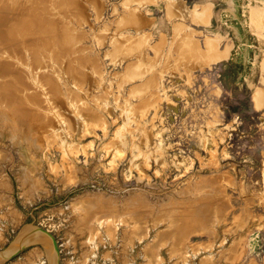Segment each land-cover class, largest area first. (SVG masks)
Masks as SVG:
<instances>
[{"label":"rangeland","instance_id":"rangeland-1","mask_svg":"<svg viewBox=\"0 0 264 264\" xmlns=\"http://www.w3.org/2000/svg\"><path fill=\"white\" fill-rule=\"evenodd\" d=\"M22 6L47 30L0 21V62L21 51L33 61L32 41L70 44L39 56L33 77L57 85L44 102L5 99L0 87V249L33 224L55 237L58 264H264V0H0V20ZM93 196L120 215L143 197L146 233L131 237L136 221L124 217L89 240L77 208ZM171 203L181 220L196 211L198 227L185 257L159 242L149 262ZM211 204L221 214L203 229ZM45 252L30 240L0 264H49Z\"/></svg>","mask_w":264,"mask_h":264},{"label":"bare ground","instance_id":"bare-ground-1","mask_svg":"<svg viewBox=\"0 0 264 264\" xmlns=\"http://www.w3.org/2000/svg\"><path fill=\"white\" fill-rule=\"evenodd\" d=\"M28 11H29L28 9H26L25 7L22 6V7L17 8L16 10H14L12 12H6V14L3 15V18L0 21H1L2 25L4 26V28H6V27L11 28L12 27L14 29V31H16L17 34H19V33L24 34L25 31L27 32L29 30H32V32H35V30L46 31L47 28L45 30L43 25H41L39 23V21L41 19L40 15L35 14V17H34L31 14H29ZM32 17H33V20H31ZM4 28H3V31H0V35H3V34L6 35V33L4 32ZM34 36H35V34H34ZM68 38L69 37H66V35H63L62 37L58 38L56 44L52 43L53 41L50 39H48L46 41L45 40L32 41L28 46V47H30L31 55L34 58V60L31 62L27 61V58H25L23 51H21V53L16 52L15 54H12L11 58L9 57V59L6 62H3V63L0 62V87L5 92V99L12 98V97L14 98L16 96V97H19V98H22V99L28 101V104L30 102H41V101L44 102L45 101V100H43L44 93L49 94L50 92H54V90H56V88H57V85H56V81H54V77L52 75L46 76L44 78H42V76H41L40 78H38V81L36 80L37 77H35V78L33 77L39 71H42V70H39V68H41V66H42V64H41V66L39 64V62H40L39 56H40L42 51L50 50L51 51L50 54L48 53L47 55H49L50 58H55L57 52L62 50L65 45L70 44V39H68ZM2 41H4V40H2ZM2 41H0V42H2ZM118 41H116V42L118 43ZM117 43H116V45H118ZM191 43H192V41L190 40L189 44L191 45ZM6 45H8V44H6ZM144 45H146V42ZM123 46H125V45H122V48H123ZM191 46H193V45H191ZM133 47H134V45H133ZM181 48H183V47H181ZM19 49H18V51H19ZM21 49H22V47H21ZM24 49H25V47H24ZM24 49H22V50H24ZM116 49L117 48H115L114 51H116ZM188 49L186 51L187 53H188ZM10 50L11 49H9V51L8 50L7 51L11 52ZM190 51L191 50H189V52ZM138 52H140V51L138 50ZM115 53L116 52H114V54ZM181 53H182V50H181ZM181 53H180V56H181ZM44 55L46 56V54H44ZM145 55H147V54H145ZM70 57H71V55H70ZM116 57H118V56H116ZM140 57H141V55H140ZM184 58H185V56H184ZM41 59H42V57H41ZM72 59H76V58L73 57ZM71 60H70V62H71ZM84 61L83 62L79 61L80 62L78 64L79 68L81 67V64L84 67L88 66V64ZM70 62H68L69 65H71ZM72 62H74V61L72 60ZM24 63L27 66H25ZM44 65L46 66L45 69H47L46 71H44V73L45 74H51L52 71L48 70L49 65H47V64H44ZM54 67H55V65H54ZM141 69H143V68H141ZM137 72H135V73H137ZM132 77H134V76H132ZM38 86H40L42 89L38 90L37 89ZM138 88H140V87H138ZM262 98H263V93L258 94V99H262ZM87 109H88V107H84V109H83L84 113H90L89 112L90 110L88 109V111H87ZM93 115H94L93 116V118H94L96 114H93ZM37 116H38V114H36V116H35L36 119H37ZM3 122H4V118H3ZM8 130H10V129H8ZM11 139H12L13 143H18L20 141L19 136L15 133H13L11 135ZM21 155L24 156V158H26L25 154L24 155L21 154ZM33 162H34V159L29 162L30 166H34ZM26 170H27L28 174H29V171H31V170H28L27 168H26ZM29 178L31 179V177H29ZM73 182L75 183L76 180H74ZM106 200H107V198H104L101 196H97V197L93 196L90 198H86L84 200L83 205H79V206L77 205L78 206L77 209L80 212V217H79L80 227H82L83 229H86L88 232H90L89 240L90 239L92 240V238H94V236L97 234L96 229L98 228L99 224L104 225V224L109 223L111 225L115 222L118 223V220H120L121 218H124V217L127 220L128 219H135V221H136V224H133V227L131 230L132 231V234L130 235L131 237L133 235L140 236L142 233H143L142 235H144L146 233L145 229L147 228V223L150 222L149 217H151L150 216L151 213L149 212L150 210H148L146 206L140 205L141 203H144L145 205H147V201L143 197H133L128 201L130 204L133 203V205L132 206L129 205L125 209L126 213H127V214H124L125 216L120 215L121 210H117L118 207L116 208L113 204L107 203ZM172 205L173 204L171 203L170 205H166L164 207H161L160 211L157 213L158 218L161 219V217H162V218L169 220V227L165 230L160 231L158 234L156 233L157 237L154 240V242L151 243L150 245H148L147 248L145 249V256L147 257L149 262H153V263L155 261L158 262V260H159L158 250L160 247L159 248H157V247H158V245L161 244L159 242H162V243L169 242L170 243L169 245H171L170 250L174 254H176L178 257L183 258V257H185V255H187V253H186L187 250L185 249L187 246L184 245V238L187 237V233L189 231H191L192 228L198 227V224H197L198 219L196 218V211L190 213V215H188V216H187V213H185L184 215L182 214V220H181L180 215H178L177 208L176 209L173 208ZM167 207H169V208H167ZM220 214L221 213H220L218 205L211 204L210 208L208 209V212L205 214V217L202 215L204 217L203 223H202L203 229L204 228L207 229L209 227V224H211L212 221L218 220ZM24 238H33L34 240H38L41 243H43L45 250H46L45 253H47V258H48L49 264H54V261L56 259V257H55L56 254H55L53 246L50 243L47 236L41 235V234L35 232L34 230H31L30 227L26 225L25 227H23L20 234H18V236L16 237V239H17L16 241H20ZM230 257L231 256L229 255L226 259H230ZM203 264H211V261L208 259H205V260H203Z\"/></svg>","mask_w":264,"mask_h":264},{"label":"water","instance_id":"water-1","mask_svg":"<svg viewBox=\"0 0 264 264\" xmlns=\"http://www.w3.org/2000/svg\"><path fill=\"white\" fill-rule=\"evenodd\" d=\"M27 226H29L31 230H34L35 232L50 238L53 249H54L55 254H56V256H55L56 259L54 261V264H58V262H59V250H58L57 241H56L55 237L53 236V234L50 231H48L47 229H44L38 225H33V224L29 225L28 224ZM30 240H34V239L33 238H24V239L20 240V242L17 244L15 243L14 245L9 246L8 248L0 249V260L18 253L19 251H21L23 248H25L28 245Z\"/></svg>","mask_w":264,"mask_h":264}]
</instances>
